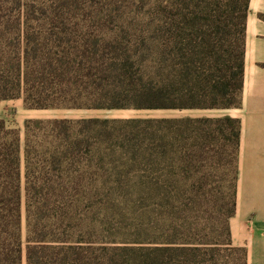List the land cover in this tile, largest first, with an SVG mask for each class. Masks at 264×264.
Instances as JSON below:
<instances>
[{
    "label": "trees",
    "instance_id": "trees-1",
    "mask_svg": "<svg viewBox=\"0 0 264 264\" xmlns=\"http://www.w3.org/2000/svg\"><path fill=\"white\" fill-rule=\"evenodd\" d=\"M92 2L0 0V103L241 105L249 0H155L147 27L135 33ZM240 129L229 115L36 118L22 132L0 118V264H247L229 228ZM120 171H133L153 194L188 200H173L159 230L137 228L118 241L96 224L86 199L100 176ZM217 188L228 193L214 232L190 203Z\"/></svg>",
    "mask_w": 264,
    "mask_h": 264
},
{
    "label": "rangeland",
    "instance_id": "rangeland-1",
    "mask_svg": "<svg viewBox=\"0 0 264 264\" xmlns=\"http://www.w3.org/2000/svg\"><path fill=\"white\" fill-rule=\"evenodd\" d=\"M96 9L112 10L114 24L125 23L131 33L133 27L145 29L152 16L155 0H94ZM163 4L167 0H162ZM89 3V2H88ZM90 5V4H88ZM154 11V10H153ZM134 31V32H133ZM138 31V30H136ZM218 111L208 109L195 110H149V109H114V110H63V109H28L21 99L4 100L0 103V118L4 119L11 128L23 129L27 119L36 118H80V117H175V116H211L217 117ZM122 168V167H119ZM126 170V168H122ZM98 186L86 199L90 216L97 225L101 226L104 234L118 241L133 238L137 228L163 227L160 218L167 215L178 200L187 201L188 198L175 196L177 199L165 198L151 193L143 187L134 172H115L100 176ZM228 191L217 188L208 196L191 201V212L201 214L208 221V225L216 230L217 214L223 209ZM174 200V201H173ZM25 222L23 219V237H25ZM143 236V235H142Z\"/></svg>",
    "mask_w": 264,
    "mask_h": 264
},
{
    "label": "crops",
    "instance_id": "crops-1",
    "mask_svg": "<svg viewBox=\"0 0 264 264\" xmlns=\"http://www.w3.org/2000/svg\"><path fill=\"white\" fill-rule=\"evenodd\" d=\"M209 111L240 120L236 210L229 228L233 245L247 249V264H264V0H249L241 105Z\"/></svg>",
    "mask_w": 264,
    "mask_h": 264
}]
</instances>
